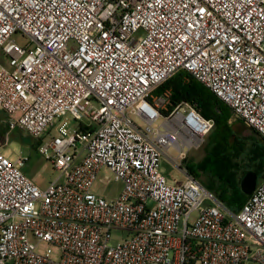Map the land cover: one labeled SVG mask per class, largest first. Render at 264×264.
Here are the masks:
<instances>
[{
	"label": "built area",
	"instance_id": "obj_1",
	"mask_svg": "<svg viewBox=\"0 0 264 264\" xmlns=\"http://www.w3.org/2000/svg\"><path fill=\"white\" fill-rule=\"evenodd\" d=\"M0 55L7 142L59 174L41 187L0 150V264H264V179L228 208L184 164L215 120L157 93L187 72L264 138V0H0Z\"/></svg>",
	"mask_w": 264,
	"mask_h": 264
},
{
	"label": "trees",
	"instance_id": "obj_2",
	"mask_svg": "<svg viewBox=\"0 0 264 264\" xmlns=\"http://www.w3.org/2000/svg\"><path fill=\"white\" fill-rule=\"evenodd\" d=\"M172 90L174 105L182 102L197 103L202 114L215 120V128L209 135L208 152L204 158L205 173L213 180L210 190L231 210L238 212L249 196L241 190V181L250 171L264 179V138L257 134L252 146L247 148L242 140L232 139L233 114L229 106L220 101L187 72H180L163 84L157 93ZM246 161V162H245ZM189 172L200 176V166L188 163Z\"/></svg>",
	"mask_w": 264,
	"mask_h": 264
},
{
	"label": "rangeland",
	"instance_id": "obj_3",
	"mask_svg": "<svg viewBox=\"0 0 264 264\" xmlns=\"http://www.w3.org/2000/svg\"><path fill=\"white\" fill-rule=\"evenodd\" d=\"M19 43H22L23 40L18 38ZM4 62L3 56L0 55V63ZM4 114L0 112V150L6 153L9 157L15 158L16 155H19L20 152H23V158H27L28 161L23 167V171L39 186L46 187L50 182H53L59 174L54 170V167L50 161H48L44 155L39 152V147L41 142L28 136L22 130H17L15 132H11L8 137V128L3 122ZM63 119L68 120L71 124V128H77L78 123L74 121L71 115H67L63 117ZM162 124V119H158L156 122V126H160ZM257 138V134L254 132L252 128H250L246 123L241 120L234 119L232 124V139L229 140V144L234 142L235 140H242L246 143L247 148H250L253 143V139ZM50 139H46L45 143L48 142ZM208 143H209V136L206 138L205 143L201 146V148L197 150H192L190 152L189 157L186 159V163H195L196 165L200 166L198 177L199 181L202 185L210 190V182L213 178L205 173V165H204V158L208 152ZM246 162V161H245ZM165 175L169 179L171 183L175 184H182L185 179L186 175L182 170L177 168L169 158L164 157L162 163ZM255 173L253 171H250ZM249 173V172H248ZM256 174V173H255ZM107 172H103L102 176H106ZM257 175V174H256ZM264 178V177H263ZM262 178H258L257 184L262 182ZM102 187L96 192L98 194H102L108 197H116L119 192H121L122 184L116 181H113L109 185H101ZM241 187V185H240ZM213 192L212 190H210ZM196 218V213L192 215L191 222L194 221ZM124 238V233L120 230H113L112 232V239L111 244L117 245L119 242L122 241ZM35 241V240H33Z\"/></svg>",
	"mask_w": 264,
	"mask_h": 264
},
{
	"label": "water",
	"instance_id": "obj_4",
	"mask_svg": "<svg viewBox=\"0 0 264 264\" xmlns=\"http://www.w3.org/2000/svg\"><path fill=\"white\" fill-rule=\"evenodd\" d=\"M258 176L255 173H247L241 181V190L246 196H251L256 189Z\"/></svg>",
	"mask_w": 264,
	"mask_h": 264
},
{
	"label": "crops",
	"instance_id": "obj_5",
	"mask_svg": "<svg viewBox=\"0 0 264 264\" xmlns=\"http://www.w3.org/2000/svg\"><path fill=\"white\" fill-rule=\"evenodd\" d=\"M1 114H3L2 112H1ZM190 155V154H189ZM189 157V156H188Z\"/></svg>",
	"mask_w": 264,
	"mask_h": 264
}]
</instances>
